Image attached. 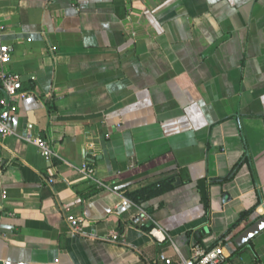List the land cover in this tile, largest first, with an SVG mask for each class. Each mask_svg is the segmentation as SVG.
I'll use <instances>...</instances> for the list:
<instances>
[{
	"label": "crops",
	"instance_id": "0c3cea01",
	"mask_svg": "<svg viewBox=\"0 0 264 264\" xmlns=\"http://www.w3.org/2000/svg\"><path fill=\"white\" fill-rule=\"evenodd\" d=\"M0 41V264H264V0H0Z\"/></svg>",
	"mask_w": 264,
	"mask_h": 264
},
{
	"label": "built area",
	"instance_id": "2783aa9c",
	"mask_svg": "<svg viewBox=\"0 0 264 264\" xmlns=\"http://www.w3.org/2000/svg\"><path fill=\"white\" fill-rule=\"evenodd\" d=\"M11 58V47L8 44H4L0 41V83L2 89V95L0 96V147L3 140L13 133L11 128V121L17 111V101L27 96V92L23 90L21 76L14 72H8L3 69V66L9 63ZM27 142L34 144L40 154L46 158L51 159L54 153L52 152L48 142L42 137L26 138ZM83 170H88L82 167ZM5 193L2 192L4 198ZM123 205L130 204L127 198L122 199ZM2 207L0 204V217ZM71 227L75 230H79L80 220L74 216L67 217ZM153 229V233H154ZM110 240L117 241V232L110 234ZM159 258L166 264H222L225 259V254L220 246H213L211 248H203L200 245H193L190 250V256L188 258H180L174 262L167 258L166 255L161 252Z\"/></svg>",
	"mask_w": 264,
	"mask_h": 264
},
{
	"label": "water",
	"instance_id": "95a60500",
	"mask_svg": "<svg viewBox=\"0 0 264 264\" xmlns=\"http://www.w3.org/2000/svg\"><path fill=\"white\" fill-rule=\"evenodd\" d=\"M30 77V75H26L22 78L25 80L26 78ZM264 229V216L260 219L253 222L250 226L244 229L240 234L236 236L234 239L235 243L240 246L250 240L253 236L258 234L261 230Z\"/></svg>",
	"mask_w": 264,
	"mask_h": 264
},
{
	"label": "trees",
	"instance_id": "16d2710c",
	"mask_svg": "<svg viewBox=\"0 0 264 264\" xmlns=\"http://www.w3.org/2000/svg\"><path fill=\"white\" fill-rule=\"evenodd\" d=\"M132 201L136 204H141V202L146 198V197H142L141 193L139 192H134L131 194Z\"/></svg>",
	"mask_w": 264,
	"mask_h": 264
}]
</instances>
